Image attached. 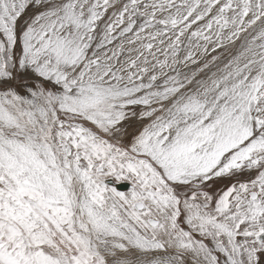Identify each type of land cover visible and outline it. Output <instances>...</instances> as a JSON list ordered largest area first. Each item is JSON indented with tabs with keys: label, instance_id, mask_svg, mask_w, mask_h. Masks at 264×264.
I'll return each mask as SVG.
<instances>
[{
	"label": "snow or ice",
	"instance_id": "snow-or-ice-1",
	"mask_svg": "<svg viewBox=\"0 0 264 264\" xmlns=\"http://www.w3.org/2000/svg\"><path fill=\"white\" fill-rule=\"evenodd\" d=\"M0 264H264V0H0Z\"/></svg>",
	"mask_w": 264,
	"mask_h": 264
}]
</instances>
